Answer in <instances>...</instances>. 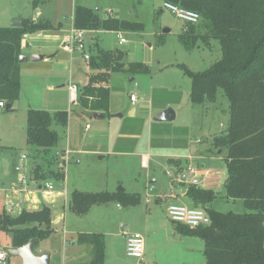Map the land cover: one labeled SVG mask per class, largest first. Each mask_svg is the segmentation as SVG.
<instances>
[{"label": "rangeland", "instance_id": "obj_1", "mask_svg": "<svg viewBox=\"0 0 264 264\" xmlns=\"http://www.w3.org/2000/svg\"><path fill=\"white\" fill-rule=\"evenodd\" d=\"M33 3H37V10ZM77 6L98 10L100 19L112 14L120 21L143 26L141 32H120L124 44L119 43L115 33L104 30H98L86 40L92 54L98 50H120L125 54V70L111 74L108 80L110 108L106 121L100 124L96 119L82 116L78 108L70 107V104L64 106L66 108L56 112L69 113L68 126L62 128L53 122L51 130L57 133L58 142L45 155L26 142L27 112L21 111L17 104L12 106V111H6L5 107L0 109V181L6 184L5 178L16 176V165L23 167L19 176L24 175L28 180L29 172L37 165L47 170L48 158H56L57 164L63 165L56 153L66 149L79 151L72 155L71 162L62 170L69 192L139 196V202L134 206H120L115 202L93 209L97 213L92 220L108 233L104 237L107 243H104L109 254H106L104 264H205L203 241L177 235L168 217L169 205L190 206V200L181 199L179 174L169 166L168 159L192 156V162L182 160L184 169L187 165H204L206 170L220 173L218 184L212 190L215 198L207 208L223 214L245 212L241 200L226 198V151L214 147V140L226 129L229 102L223 91L217 90L214 101L192 104L189 99L191 80L182 69L184 67L194 74L204 72L221 59L219 45L211 40L209 47L199 43L187 51L179 42L184 23L163 10L162 4L156 0H0V28L9 27L11 20L19 16L24 20L37 18L40 22L48 21L54 29L60 23L68 28L73 9ZM60 61V66L49 68L53 76L64 80L54 84L51 97L61 100L64 105V91L70 77L69 61L77 74L76 83H84L85 72L90 69L83 54L77 51ZM130 64H141L148 73H129L126 69ZM31 65L29 61L26 66ZM131 96L135 97V103H131ZM48 98L46 94L44 99L48 101ZM26 103L40 106L36 97H25L22 105ZM164 105H169L167 109L174 112V121L154 122L151 114ZM119 116L123 118L118 120ZM145 154L149 159L143 168L141 157ZM101 157L104 158L100 160ZM57 164H52L49 169H58ZM151 181H155L156 194L150 191ZM172 182L176 184L174 194L179 198L177 201L171 199ZM52 184L59 188L63 182L53 180ZM200 208L206 211L204 207ZM128 233H140L143 237L141 260L126 256L125 234ZM43 246L35 248V255H42L39 249ZM10 247L11 236L0 232V249L6 251ZM51 255V264L61 263L59 248ZM8 260L9 264H21L18 258L8 256Z\"/></svg>", "mask_w": 264, "mask_h": 264}, {"label": "trees", "instance_id": "obj_2", "mask_svg": "<svg viewBox=\"0 0 264 264\" xmlns=\"http://www.w3.org/2000/svg\"><path fill=\"white\" fill-rule=\"evenodd\" d=\"M196 13L200 20L195 25L184 24L179 42L187 51L200 43L209 47L217 41L221 59L202 73H191L184 67L191 80L190 102L201 104L214 101L217 90H222L229 102L228 123L223 134L214 140V147L226 151L225 195L232 201L241 200L244 213H218L206 206L215 196L212 190L189 186L185 196L192 207L204 211L210 221L208 226L189 228L173 223L174 232L181 237H194L203 241L205 264H264V0H156ZM36 3H33V8ZM73 27L94 33L141 32L139 23H128L113 18L100 19L97 12L85 7L74 9ZM54 30L48 21L22 20L20 28H0V103L10 106L20 95L21 39L24 34ZM87 66L96 74L89 75L88 83L77 90L76 108L80 114L108 116L111 74L125 70V54L120 50L92 54ZM129 73L147 74L141 64H130ZM69 113L45 110L27 111L26 142L43 154L57 145V133L51 130L56 123L62 128L68 124ZM46 157H44V160ZM56 158L46 159L47 170L40 166L32 170L36 181H63L62 168L51 170ZM176 174H182L180 162L169 161ZM58 166L60 164H57ZM183 188L184 183H180ZM137 195H110L107 193L73 192L71 208L78 215L85 214L92 206L118 203L134 206ZM0 232L11 236V247L19 248L31 240L39 243L52 234L51 211L44 207L37 212H22L12 217L0 214ZM78 245H89L93 250L91 264H104V237L101 234H78ZM34 248V250H35Z\"/></svg>", "mask_w": 264, "mask_h": 264}, {"label": "crops", "instance_id": "obj_3", "mask_svg": "<svg viewBox=\"0 0 264 264\" xmlns=\"http://www.w3.org/2000/svg\"><path fill=\"white\" fill-rule=\"evenodd\" d=\"M36 8H37V3L34 9ZM74 9H73V13H74ZM97 11L98 10H96V12ZM73 13L68 28H65L64 24L60 23L59 26L54 30L39 31L29 34L25 42L21 41V54L23 56L30 58L33 55H40L42 57L41 61L31 62L28 59L26 62L21 64V68H20L21 90L18 101H16L13 105L17 104L19 105V107L21 106L20 109L24 113H26L29 109H41L47 112L54 113L61 108L62 109L66 108L64 106H67L68 104H70V107L76 108V102L71 101L69 86H75L77 90L83 88L84 86L87 85L88 77L92 73V71L90 70L89 72H85L86 74L84 77L85 80L84 83L82 81H78V83H76L77 82L76 80H78L77 74L76 72H74L71 61H69L70 63H68V69H69L70 77L69 80L67 79L68 81L67 89L64 91L66 104L62 105L61 100L58 101L55 97L53 96L51 97V94L53 93L54 84H59L64 80L58 79V77L56 78L55 76H53L52 71L49 70V68L51 67L55 68L60 66L61 65L60 60L63 57H69L72 54V52H69L64 49L63 43L65 39H67V37L69 36L70 31L72 29H75L73 27V16H74ZM108 18H115V17L112 16V14H110ZM103 19L105 20L107 18L105 17ZM29 20L33 22H39V19L37 18H31ZM96 32L89 33L88 38L90 37L92 38ZM37 34H39V36H37ZM115 34L117 39H119L118 35L119 36L122 35L120 32ZM29 61L32 63V65L26 66ZM61 87H64V85H61ZM46 94L48 95V97H50V99L48 98V101L44 99ZM28 96H31L33 98L36 97L39 101L40 106L32 105L29 103L22 105V100H24V98L25 97L27 98ZM168 106L169 105H164L156 109V111H154L155 113L151 114V118L153 119L158 113L166 110ZM109 108H110V100H109ZM109 108H108V114H109ZM81 115L84 117L92 118V116H86L84 114ZM117 118L119 120L122 119L123 117L121 116ZM96 120H98L100 124H103L106 121V117L104 116L103 119H96ZM68 122H69V118H68ZM116 125L117 127H119L120 123ZM87 127L88 125L85 126V129H87ZM120 137L124 139V136L121 134ZM66 153H68V156L66 158L67 160L65 162L63 161V165L61 166L59 165L58 169L62 168V170H64L66 168V165L71 162L70 160L72 159V155L78 154L79 151L73 152L70 151L69 149H66L63 152L56 153L55 156L58 155L64 156V154ZM113 154H118V153H113ZM102 158L104 157H101V159ZM141 158H142L141 162L142 160H145L147 166L149 155L145 154ZM182 160H184L186 163H189L192 162L194 158L192 156L175 157V158L171 157L168 159V164L169 161L180 162L182 168V174L180 173L178 176L179 183H182L180 182V179L184 176L185 177L184 185H186V187L188 188L190 186L189 183L187 182L189 178H186L187 176L185 173V169L182 167ZM76 162H78V160ZM169 166L172 167L173 170L176 172L175 167H173L170 164ZM15 167H14V172L16 173V176L9 179L5 178L6 184L0 181L1 182L0 183V187H1L0 214L3 211H5L10 216L16 217L20 215L22 212H37L42 210L44 207L49 208L51 211V227L53 229V234L48 240L39 243V245L41 244L44 245L43 247H41V249H39V254L49 255L50 264H51V256H52L51 254H53V252H55L59 248L61 250L60 264H91L93 260L92 247L89 245H78L76 243V238L78 234H101L103 235V237L107 236L108 234L106 233L107 231H105L104 229H100L102 227L96 225V222L92 220V217L94 218V216L96 215L95 213H97V212H93V209L95 208V206L98 205L92 206L85 214L78 215L75 212H73L71 208V195L74 191L69 192L66 187L65 172H63L64 173V180L62 181L63 184L61 185V187L55 188L51 180L36 181L34 179V176L32 175V171L29 172L28 180L24 175L19 176V172L15 171ZM141 167L143 166L141 165ZM200 168H204V165H201ZM215 174L216 175L211 180L207 190H214V188H216L218 184V175L220 173H215ZM226 178H227V174H226ZM22 180H24L25 183H23ZM45 184H49L50 186H52V190L47 191L45 188ZM175 187L176 184L172 182L171 189L173 191V195L171 196V199L177 201L179 200V198L175 197L174 194L176 189ZM179 191L181 193V199L182 198L188 199L185 196L186 193L185 188L179 185L178 192ZM88 193H94V192H88ZM190 206H192L191 201H190ZM123 228L124 226L121 228L122 233L124 230ZM104 242L107 243L106 240H104ZM106 254H109V252L107 251L105 244L104 258Z\"/></svg>", "mask_w": 264, "mask_h": 264}, {"label": "built area", "instance_id": "obj_4", "mask_svg": "<svg viewBox=\"0 0 264 264\" xmlns=\"http://www.w3.org/2000/svg\"><path fill=\"white\" fill-rule=\"evenodd\" d=\"M162 9L174 15L178 20L182 21L184 24L195 25L199 22V16L191 11H186L175 7L169 3H162ZM29 34H24L21 41L25 42ZM89 32L86 30L72 29L69 33L67 39H65L63 46L64 49L69 52H80L83 54V59L88 61L90 58L89 46L87 44ZM39 36V34H37ZM120 44H124L125 40L118 35ZM69 92L71 96V101L76 102L77 98V88L75 86H69ZM131 103L135 102V97H130ZM4 108V104L0 103V109ZM88 128V127H87ZM68 153L64 156H60L62 161H66ZM21 159H25L24 156ZM141 165L146 167V161L142 160ZM23 167L16 166L15 171L21 172ZM186 178L190 186H195L201 189H207L211 180L216 175L213 172L207 171L204 168L187 166L185 168ZM25 183L24 180H22ZM47 191L52 190V186L45 184ZM167 214L171 222L179 223L187 226L191 229L200 226H208L210 224L207 214L202 209H197L193 207H187L183 205H169L167 208ZM126 238V256L131 259L141 260L144 254V240L139 233H128L125 234ZM0 264H9L8 255L5 250L0 249Z\"/></svg>", "mask_w": 264, "mask_h": 264}, {"label": "water", "instance_id": "obj_5", "mask_svg": "<svg viewBox=\"0 0 264 264\" xmlns=\"http://www.w3.org/2000/svg\"><path fill=\"white\" fill-rule=\"evenodd\" d=\"M22 25V18L19 16L17 18H14L11 20L9 24V28H20ZM30 60L31 62H38L41 61L42 57L40 55H33L30 58H27L25 56L19 57V63L22 64L26 62L27 60ZM132 81V80H131ZM10 106L7 105L5 107L6 111H9ZM121 117V116H119ZM93 119H103L104 115L102 114H93ZM175 119V114L171 109H166L160 113H158L154 118L153 121L157 123H168L172 122ZM101 159V158H100ZM180 182L185 183V177L183 176L180 179ZM155 181H151L149 184L152 186L151 193L155 194L157 193L156 188L154 187ZM121 191V189H119ZM183 191V190H182ZM36 240L29 241L26 245L19 247V248H7L6 253L9 257L12 258H18L21 261V264H50V256L47 254H43L40 256L35 255L34 248H35Z\"/></svg>", "mask_w": 264, "mask_h": 264}]
</instances>
